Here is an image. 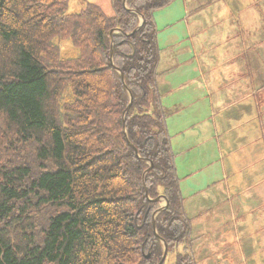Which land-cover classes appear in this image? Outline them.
Instances as JSON below:
<instances>
[{
	"label": "trees",
	"instance_id": "1",
	"mask_svg": "<svg viewBox=\"0 0 264 264\" xmlns=\"http://www.w3.org/2000/svg\"><path fill=\"white\" fill-rule=\"evenodd\" d=\"M123 1L0 0V264H159L161 240L197 264L158 80L175 0Z\"/></svg>",
	"mask_w": 264,
	"mask_h": 264
},
{
	"label": "rangeland",
	"instance_id": "2",
	"mask_svg": "<svg viewBox=\"0 0 264 264\" xmlns=\"http://www.w3.org/2000/svg\"><path fill=\"white\" fill-rule=\"evenodd\" d=\"M200 1L198 12L191 11L199 8L193 0H175L154 13L162 49L158 80L171 90L163 103L172 112L166 124L180 188L186 198L203 182L222 180L230 166L240 174L250 169L247 178L242 176L246 188L240 194L250 205L246 197L264 191V0ZM87 3L114 15L112 0H70L69 13L80 12ZM61 48L64 55L78 53L70 42ZM248 154L252 162H246ZM202 190H209L208 183ZM253 203L260 229L264 198ZM253 241L262 248L264 239Z\"/></svg>",
	"mask_w": 264,
	"mask_h": 264
},
{
	"label": "crops",
	"instance_id": "3",
	"mask_svg": "<svg viewBox=\"0 0 264 264\" xmlns=\"http://www.w3.org/2000/svg\"><path fill=\"white\" fill-rule=\"evenodd\" d=\"M193 4L199 6L203 3L200 0H193ZM185 7L187 10L189 4H185ZM202 7L193 8L191 11L198 12ZM188 13L191 12L188 10ZM159 85L163 101L171 90L166 83L159 81ZM239 87L246 86L240 84ZM241 90L246 94L244 98H248V92L245 89ZM234 92L241 93L239 89ZM166 111L168 119L172 112L167 109ZM248 155L246 162H252V156ZM228 168L229 173L224 170L222 180L220 178L207 180L197 186L195 193L184 197L185 213L191 219L192 226L190 239L193 240V245L189 252L197 264H264V254H262L264 242L261 248L253 241L254 238L264 239V227L259 229L253 220L256 208L253 201L256 200L259 204L258 201L264 198L260 192L264 191L253 192L252 196L246 197V200H250V205L244 204L240 194L245 192L246 181H242V176L247 178L250 169L245 174H240L231 172V166ZM205 183H208V191L202 190ZM236 190L238 198L235 197ZM259 250L261 256L257 257Z\"/></svg>",
	"mask_w": 264,
	"mask_h": 264
},
{
	"label": "water",
	"instance_id": "4",
	"mask_svg": "<svg viewBox=\"0 0 264 264\" xmlns=\"http://www.w3.org/2000/svg\"><path fill=\"white\" fill-rule=\"evenodd\" d=\"M127 1L128 0H124L123 1V5H124V8H126V9H128L127 8ZM143 23H144V17L142 16L141 17V23H140V25L138 26V28L136 29V30H134L132 33H130V34H128V33H124L123 31H121V30H112L111 32H110V38H111V64L113 65L114 63H113V48H114V36L116 35V34H121L122 36H124V37H130V36H132V35H134L140 28H141V26L143 25ZM119 71V70H118ZM120 72V75H121V78H122V82L124 83V86L126 87V84H125V78H124V74L121 72V71H119ZM127 88V87H126ZM129 95H130V99H131V102H130V104H129V106H128V108H127V110L125 111V114H124V116L127 114V112L130 110V108H131V106H132V101H133V96H132V94H131V92H129ZM126 135H127V133H126ZM128 143H129V140H128ZM149 164H150V168L145 172V175L153 168V163L152 162H149ZM146 196L148 197V193L146 194ZM165 201V205L164 206H162L161 208H159L154 214H153V227H154V232H155V234H156V236H157V238H159V235H158V233H157V230H156V218H157V216L168 206V204H169V202H168V200L164 197V196H160L159 198H157V199H155L154 200V202H159V201ZM161 242H162V244H163V247H164V254H163V257H162V260H161V262L159 263V264H164V262H165V260H166V258H167V253H168V245H167V243L164 241V240H161Z\"/></svg>",
	"mask_w": 264,
	"mask_h": 264
}]
</instances>
